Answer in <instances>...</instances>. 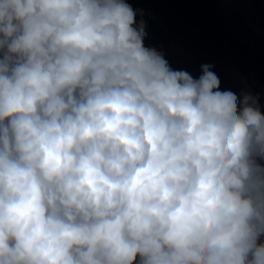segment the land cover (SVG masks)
<instances>
[{"label": "clouds", "instance_id": "9594fccd", "mask_svg": "<svg viewBox=\"0 0 264 264\" xmlns=\"http://www.w3.org/2000/svg\"><path fill=\"white\" fill-rule=\"evenodd\" d=\"M126 0H0V264H264V111L144 46Z\"/></svg>", "mask_w": 264, "mask_h": 264}, {"label": "water", "instance_id": "95a60500", "mask_svg": "<svg viewBox=\"0 0 264 264\" xmlns=\"http://www.w3.org/2000/svg\"><path fill=\"white\" fill-rule=\"evenodd\" d=\"M145 24L144 46L194 79L212 65L220 90L259 94L264 111V0H126ZM264 239V237H262Z\"/></svg>", "mask_w": 264, "mask_h": 264}]
</instances>
